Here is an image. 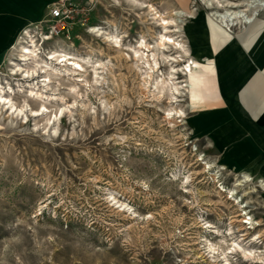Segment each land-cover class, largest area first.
Listing matches in <instances>:
<instances>
[{
	"label": "rangeland",
	"instance_id": "obj_1",
	"mask_svg": "<svg viewBox=\"0 0 264 264\" xmlns=\"http://www.w3.org/2000/svg\"><path fill=\"white\" fill-rule=\"evenodd\" d=\"M71 2L68 33L43 42L52 2L33 33L46 51L65 45L84 71L55 65L57 79L37 87L45 98H34L26 96L33 81L10 74L8 52L15 41L0 56L2 82L11 83L18 105L29 106L26 121L0 106V264H221L209 245L232 243L231 227L236 235L246 232L243 212L260 223L245 238L260 232L256 244L264 246V191L251 185L253 192L241 196L240 187L236 195L246 208L225 203L235 177L218 163L240 169L197 129L195 90L178 95L173 88V82L184 83V60L193 58L194 72L206 81L199 88L210 80L214 85L216 77L213 91L226 97L225 75L242 61L228 49L213 55L205 21L221 37L229 34L224 24L200 0L138 1L179 20L184 54L173 43L160 45L165 30L148 8L127 0ZM181 9L192 16L173 15ZM93 26L119 34L120 44L90 32ZM239 30L233 27L231 35ZM42 104L47 111L32 115L30 109ZM232 260L250 264L239 254Z\"/></svg>",
	"mask_w": 264,
	"mask_h": 264
},
{
	"label": "bare ground",
	"instance_id": "obj_2",
	"mask_svg": "<svg viewBox=\"0 0 264 264\" xmlns=\"http://www.w3.org/2000/svg\"><path fill=\"white\" fill-rule=\"evenodd\" d=\"M127 1L140 8H148L150 12H153V15L158 16V22H160V24L163 26V31L165 30V33H162L160 35V45H165L166 43H173L175 47L183 51L184 54H188V50L184 41L182 39H179L181 37L180 34L182 33L181 27L178 25L179 20L172 18L173 16H169V18L164 16V14L162 15V13H158V11H156L155 6H153L152 4L146 5V3L144 2L138 3V1L140 2V0ZM180 1L183 2L184 0ZM200 1L202 3H205L209 7V9L211 10L209 15L210 17H212V19L219 21L222 25L224 24V26L226 27V31L228 30L227 32L230 34L229 36H232L231 33L233 32H231V29L233 27L237 28L238 25L240 26V30L238 31L237 35L232 36V39L227 41L228 43H224L220 46V33H218L217 29L210 27L209 22L205 21V27L208 33V40H212L210 45L213 55L214 53H219L220 49H228L230 53L232 52V49H235V47L237 46L240 48V51L242 53H250V55H254L255 58L257 56V50L259 49V45L264 42V0ZM182 10L183 9L177 10L175 12L172 11L173 15L181 16L187 14L188 16H192L191 12H185ZM171 25L175 26V29L169 30ZM35 29H37L36 24L31 23L21 31L20 35L15 39L14 44L8 52V61L10 65H13L10 70L11 75L19 76V80L22 81H33L32 83L28 84L29 90L27 91L26 96L42 99L45 98V94H43L42 91L39 92L37 90V87H47L49 85L48 83H51L55 78L57 79L58 69L57 67H55V65L60 64L63 66H71L72 70L75 72L77 70L84 71L85 68L83 67L81 62L77 60L78 56L73 51L68 50L65 45L58 44L55 48H52L49 51L44 50L42 48V43L46 40L51 39V36L43 34V36L41 37L43 42L40 43V39L37 40L35 34L33 33ZM166 31L172 32V34H167ZM90 32L102 33L103 31L102 27L93 26L92 28H90ZM103 33H105L107 41H114L116 45L120 44L122 37L119 34H115L113 31ZM144 42L145 41H143L142 44H144L146 47H149V45L145 44ZM216 47H219L220 49H217ZM239 52L237 51L238 55L240 56ZM260 54L264 63V48L263 51L261 48ZM183 57L184 55H181V59L179 58V60H177L176 58V61L182 60ZM80 59L87 63L86 57L80 56ZM171 60H173V57L171 58ZM250 60L244 62L241 59L242 62L241 64H239V67L236 69L235 72L228 70L227 75H225L224 79L228 86L233 85L238 88L242 84V82H240L241 84L238 82L236 83L235 80L240 79L241 77L246 76L250 73L251 67L252 65H254V60L251 59V56ZM199 61L205 63L206 59H199ZM250 62L252 64H250ZM154 67H158L157 62H155ZM180 69H183L185 79L182 81L184 82L182 85H178L173 82V88L176 94L187 95V93H192L191 91L193 89L196 90L198 87H200V85L206 83V81L203 79L204 74L200 75L194 72L193 58H187V60H184V64ZM263 69L264 66L260 68V70ZM233 73L237 75V77H233ZM35 79H37L36 83L34 82ZM17 85L19 86L18 90L20 92H23V88H21L20 84ZM13 89L14 88L11 83L2 82V77L0 75V106L3 109H6L12 115L21 117L22 119H24V121H26L27 115L25 110L29 106L25 102L23 104L18 105L13 100ZM181 90H183V92ZM177 97H174V99H177ZM46 111L47 107L44 104L40 105L38 109H30L31 114L34 116L42 115ZM177 112L180 117H185V111L179 109V111ZM169 115H171V113H169ZM218 167L220 170L232 172L233 176L235 177L232 191H230V195L226 196L225 203H227L228 200L231 201V203H233V206H236L238 210L241 207L246 208V206L248 205L247 203L245 204L243 200H241L242 197L240 198L236 195L240 187L244 188L243 194L241 196L249 195L253 192V189L250 187L251 185L264 191L263 177L257 176V178H255L256 176L251 173L241 172V169L237 170L229 168L227 164L221 162L218 163ZM222 191L223 190L218 191L219 197L222 196ZM243 213L244 217L240 221V226L241 229L245 230L246 232L241 235H236L235 231L232 230L234 227H231L228 230V235L232 236V243H230L229 245L227 244V247L223 249L220 248V246H217L216 244L209 245L208 251L213 254V258L215 259V261H220L221 264H233V255L235 256L236 254H239L246 261H250V264H264V249L262 248L264 246L260 247L256 244L257 241L258 243L259 241H261L260 232H256L255 234L251 235V237L245 238V235H248V230L256 229V227L259 226L260 223L258 221H254L251 216H248L247 212ZM237 216H242V214H238ZM245 224H249V226H246ZM244 225L246 227H244ZM214 233L217 236H222L223 234L221 233V229L218 227H215ZM261 243L263 244L264 241H262Z\"/></svg>",
	"mask_w": 264,
	"mask_h": 264
},
{
	"label": "crops",
	"instance_id": "obj_3",
	"mask_svg": "<svg viewBox=\"0 0 264 264\" xmlns=\"http://www.w3.org/2000/svg\"><path fill=\"white\" fill-rule=\"evenodd\" d=\"M53 1L56 0H0V56L25 27L36 23L43 16L47 4ZM227 36L229 34L221 37L220 45L232 39V36ZM261 48L263 51L264 42L259 45L255 58L250 53H242L237 46L234 52L229 53L227 50L226 54L244 62L250 60L251 56L254 65L250 73L235 80L236 83L242 82L238 88L226 84L230 89L226 97L213 91L217 88L218 80L214 77V85H208L210 80L204 87H198L194 91L193 103L197 110L194 112L197 129L210 135L212 143L224 151L228 162L239 169L252 172L254 176L264 178V69L260 70L264 63ZM237 51H240V56ZM214 55H218V52ZM214 65L218 72L217 64ZM238 67L239 65H235L230 71L235 72ZM233 77L237 75L233 73ZM213 102L214 107L208 112L207 109Z\"/></svg>",
	"mask_w": 264,
	"mask_h": 264
},
{
	"label": "built area",
	"instance_id": "obj_4",
	"mask_svg": "<svg viewBox=\"0 0 264 264\" xmlns=\"http://www.w3.org/2000/svg\"><path fill=\"white\" fill-rule=\"evenodd\" d=\"M73 5L71 0H56L47 6L48 21L52 24L46 35H50L53 39L71 30L70 18L75 12Z\"/></svg>",
	"mask_w": 264,
	"mask_h": 264
}]
</instances>
